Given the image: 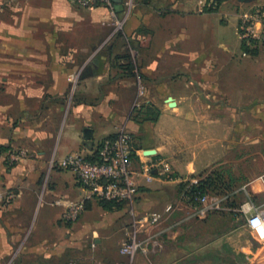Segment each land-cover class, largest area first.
Segmentation results:
<instances>
[{
    "label": "crops",
    "instance_id": "1",
    "mask_svg": "<svg viewBox=\"0 0 264 264\" xmlns=\"http://www.w3.org/2000/svg\"><path fill=\"white\" fill-rule=\"evenodd\" d=\"M203 2L147 0V14L130 17L126 39L137 56L147 50V61L140 63L147 90L161 82L160 69L173 66L167 55L178 48L171 37L185 18L195 21V35L214 36L215 15L192 13ZM223 15L218 30L232 38L211 40L195 63L203 69L197 82L213 91L163 95L149 90L145 101L159 110L152 120L136 117L135 90L127 87L134 78L126 61L111 63L105 54H91L110 31L102 24L105 7L0 0V146L11 143L31 152L17 162L0 153V193L15 194L0 200V264H186L196 258L201 259L197 264H215V254L238 264H264V227L250 229L239 211L247 201L264 209L263 172L243 176L244 181L217 194L225 197V208L218 211L223 217L196 219L195 203L186 194L191 181L211 170L223 169L228 177L233 165L247 159L256 164L258 155L263 156L259 165L264 164L262 150L249 152L264 142V46L244 56L237 12L229 7ZM142 23L147 29L138 28ZM73 83L79 91L67 108ZM113 84L111 90L105 86ZM121 128L133 134L137 172L143 163L156 162L152 181L138 176L136 217L128 203L104 208L72 170L49 167L52 157L72 152L94 156L101 142ZM78 201H84L83 212L65 221L63 214ZM171 203L173 210L157 227L140 233L141 238L158 233L161 248L134 259L123 255L120 248L133 220Z\"/></svg>",
    "mask_w": 264,
    "mask_h": 264
},
{
    "label": "built area",
    "instance_id": "2",
    "mask_svg": "<svg viewBox=\"0 0 264 264\" xmlns=\"http://www.w3.org/2000/svg\"><path fill=\"white\" fill-rule=\"evenodd\" d=\"M70 3L80 9H94L103 6L107 10V19L102 24L110 27L114 33L124 31L126 21L131 17L135 7L134 0H69ZM239 30L244 43L249 48L264 46V7H255L245 11L240 16ZM249 52L244 51L243 55ZM137 72V71H136ZM137 90L140 96H144L146 87L138 72ZM142 101L136 100L135 105L141 106ZM133 134L126 128H121L114 138L104 139L97 152V160L87 159L81 152L68 153L67 156L50 161V169L62 168L72 170L79 182L91 190L99 199L124 202L130 205V213L135 216L134 203L139 192L138 176L141 174L146 180L154 178V163H143L138 172L133 166ZM26 155L20 151L19 155H13L12 161H17ZM197 183V180L191 181ZM12 192L0 193V200L14 198ZM225 197L220 195L205 194L196 198L193 217L203 218L212 211L223 210ZM84 201L73 203L63 214L65 221L76 220L84 210ZM173 210L172 203L163 211H152L141 218L133 220V228L128 233L127 240L122 244L120 252L134 259L140 252L144 254L156 253L162 246L158 233L140 237L144 228L157 227L164 218ZM245 218L246 225L253 230L264 227V209L254 206L251 201L245 202L240 210ZM136 217V216H135Z\"/></svg>",
    "mask_w": 264,
    "mask_h": 264
},
{
    "label": "rangeland",
    "instance_id": "3",
    "mask_svg": "<svg viewBox=\"0 0 264 264\" xmlns=\"http://www.w3.org/2000/svg\"><path fill=\"white\" fill-rule=\"evenodd\" d=\"M135 1V7L132 11L131 18L132 16L139 12L140 15L147 14V0H134ZM264 7V2H261L259 0H204L203 3L200 4V7L197 9L193 10V14H214L215 19H216V32L214 36H197L195 35L192 31L195 29V21H189L188 19L185 18V20L179 24L176 28L177 36L175 37L174 35L171 37L172 38V45L177 44L178 52L174 53H168L167 58L169 60V63H171V67L169 68H163L160 69L159 72L161 73V82L160 83H152V85L148 86L147 90V72H143L141 69L140 63L143 61H147V50L145 53H142V56H137V53L135 51L136 46L132 43V41H128L126 39V28L128 26V23L131 22V18H129L128 21H126V25L124 27V31L121 32H116L114 33L113 30L110 28V31L107 32L103 37H100L96 43L94 50L92 51V56H97V55H102L105 54L106 57L111 61V63L117 62L119 60H124L126 61V65H133L134 71L128 69V73L130 77L134 78V82H130L128 84V88L130 90H135V100H134V110L139 109L141 107L136 106L135 102L136 100L142 101L141 105H150L147 104L145 101V97H147V94L150 90V93H155V94H163L166 95L168 93H173V92H189V93H207V91L212 90V87L205 84V83H198L197 79V72L200 70H203L202 68H198L195 63H197V53L199 55H202L203 51L207 50L206 45H209L211 40L214 39L216 43H221V42H228L230 41L232 37L227 34V32H222L221 30H218V28H221L223 26L219 25L225 22V16L223 15V11L228 10L229 7H232L235 9L239 16V21H240V16L243 12L245 11H250L251 9H254L255 7ZM202 24V23H201ZM206 25V23H204ZM143 26V27H142ZM138 28L145 30L147 27L145 25H139ZM237 36L241 40L242 45H245L244 40L241 36L240 30H239V23L236 28ZM244 47V46H243ZM262 47V46H259ZM258 47V48H259ZM245 49V48H244ZM199 51V52H198ZM245 51H247L245 49ZM249 52V51H247ZM250 54V52H249ZM73 59H79V55L77 53H73ZM137 71V72H136ZM140 73L145 87L146 91L144 93V96H140L138 94L137 90V78L136 75L137 73ZM158 74V77H160ZM156 78H154L155 80ZM107 86L108 89H113V87H116V85H105ZM223 86V85H222ZM78 88L76 83H73L71 85V88L69 89L68 93V99L66 101V107L68 108L72 102L75 101V97L78 92ZM172 97H169L168 101H171ZM45 118V117H42ZM234 119V118H233ZM248 118V121L249 122ZM14 144V143H13ZM263 149L259 148H254V149H249V152H259L262 150L264 152V142L261 144ZM260 146V144H259ZM1 148H5V153L7 154L9 159L12 161L11 157L13 155H19L20 151H25L26 155L24 157H20L19 160L24 159L28 157L31 152L26 146H21V145H12L9 143V146H0ZM253 157V155H252ZM53 158V157H52ZM51 158V159H52ZM258 155V161L253 163L250 159H247L243 163L240 164H235L233 165V170L229 172V175L235 177L238 179L239 183L244 181L242 179L243 176L246 175H252V174H257L259 172L264 173V164L262 166L259 165V160L262 159ZM17 160V161H19ZM17 161H12V162H17ZM258 164V165H257ZM85 208V207H84ZM217 211H212L208 215H206L203 218L196 217V219H205L206 217L209 216H220L223 217L225 215L224 213H219ZM83 212V211H82ZM81 215V214H80ZM219 217V218H220ZM79 218V217H78ZM77 218V219H78ZM201 258V257H200ZM215 258V264H238V260L232 261L228 258H225L223 260H220L218 255H214ZM198 260V261H197ZM201 259H193L185 262L186 264H197L200 262Z\"/></svg>",
    "mask_w": 264,
    "mask_h": 264
},
{
    "label": "trees",
    "instance_id": "4",
    "mask_svg": "<svg viewBox=\"0 0 264 264\" xmlns=\"http://www.w3.org/2000/svg\"><path fill=\"white\" fill-rule=\"evenodd\" d=\"M244 48L249 51L252 54H256L258 51V47L257 48H249L246 45H243ZM127 68L134 71L133 65H127ZM142 106V107H141ZM139 109H136V117L139 115H142V117L144 119H156L158 114H159V110L154 107V105H141ZM137 117V118H138ZM116 136V134L110 136L109 138H114ZM134 143V142H133ZM133 149H134V145H133ZM5 150V148H1L0 147V153ZM133 156H134V152H133ZM91 161H95L97 160V156L96 154L92 157L87 158ZM225 171L223 169H214L211 170L210 172H207L205 175H202L199 180L197 181V183L192 184L188 189L186 194L190 197L191 201L193 203H196V198L198 196H202L205 194H210V195H217V194H223L225 192H227L228 190L232 189L237 183H239L238 179H236L233 176H226ZM100 203L101 205L109 210H113L116 208H120V206L124 203V202H117V201H110V200H103L100 199Z\"/></svg>",
    "mask_w": 264,
    "mask_h": 264
},
{
    "label": "water",
    "instance_id": "5",
    "mask_svg": "<svg viewBox=\"0 0 264 264\" xmlns=\"http://www.w3.org/2000/svg\"><path fill=\"white\" fill-rule=\"evenodd\" d=\"M86 132H87V136H88V138H89V137H91V135L89 134V133H90V131H89V130H87Z\"/></svg>",
    "mask_w": 264,
    "mask_h": 264
}]
</instances>
